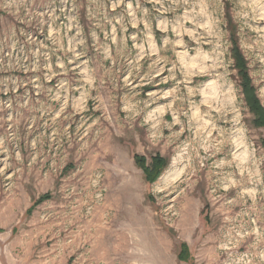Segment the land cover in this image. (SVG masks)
Wrapping results in <instances>:
<instances>
[{"label": "rangeland", "instance_id": "obj_1", "mask_svg": "<svg viewBox=\"0 0 264 264\" xmlns=\"http://www.w3.org/2000/svg\"><path fill=\"white\" fill-rule=\"evenodd\" d=\"M0 264H264V0H0Z\"/></svg>", "mask_w": 264, "mask_h": 264}, {"label": "trees", "instance_id": "obj_2", "mask_svg": "<svg viewBox=\"0 0 264 264\" xmlns=\"http://www.w3.org/2000/svg\"><path fill=\"white\" fill-rule=\"evenodd\" d=\"M135 161L137 164L143 163L140 156L135 155ZM144 177L147 181H152L155 177L160 174L161 167H152L151 170L147 166L141 165Z\"/></svg>", "mask_w": 264, "mask_h": 264}]
</instances>
